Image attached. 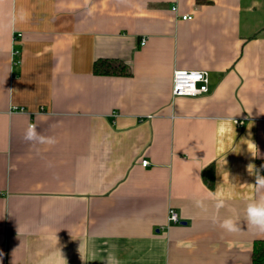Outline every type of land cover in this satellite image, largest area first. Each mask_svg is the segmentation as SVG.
Masks as SVG:
<instances>
[{
  "label": "crops",
  "instance_id": "obj_1",
  "mask_svg": "<svg viewBox=\"0 0 264 264\" xmlns=\"http://www.w3.org/2000/svg\"><path fill=\"white\" fill-rule=\"evenodd\" d=\"M13 5L26 20L0 27V264H101L113 250L120 264H252L264 0H0V25ZM98 58L131 74H94ZM174 69L207 71L208 90L172 96ZM29 124L55 143L26 142ZM217 189L224 208L195 206ZM228 217L240 231L219 226Z\"/></svg>",
  "mask_w": 264,
  "mask_h": 264
},
{
  "label": "clouds",
  "instance_id": "obj_2",
  "mask_svg": "<svg viewBox=\"0 0 264 264\" xmlns=\"http://www.w3.org/2000/svg\"><path fill=\"white\" fill-rule=\"evenodd\" d=\"M26 15L22 9H16L15 6L9 10L7 14V23L0 25L2 28H7L10 30H15L16 26L20 23L25 22ZM231 120H233L231 118ZM230 123L229 121L221 122L219 131L221 133L226 132L228 129L225 127V124ZM24 140L29 143H55L54 137H45L37 132V126L34 124H29L28 128L24 134ZM264 167V166H261ZM248 171L250 175L255 176V183L252 184L256 193L254 199L250 200L245 208V217L248 224L253 226L257 231L264 233V175H260V169H257L255 165L249 164ZM206 199H211L214 201V206L217 210L225 207V199L222 197V194L217 189L215 192L208 190L207 197L199 198L195 200V206L200 208L203 211H207V205L205 203ZM219 226L228 233H236L240 231L239 222L232 218L228 217L219 221ZM115 248V245L112 246ZM92 261H95V253L92 254ZM81 259L85 260L82 256ZM64 260V259H63ZM88 261V260H85ZM42 264H54L53 260L46 259L42 261ZM58 264V262H56ZM64 264H67V261L64 260ZM101 264H120V260L115 254V251L107 252L105 258Z\"/></svg>",
  "mask_w": 264,
  "mask_h": 264
},
{
  "label": "built area",
  "instance_id": "obj_3",
  "mask_svg": "<svg viewBox=\"0 0 264 264\" xmlns=\"http://www.w3.org/2000/svg\"><path fill=\"white\" fill-rule=\"evenodd\" d=\"M175 15H177L176 6L171 7ZM183 20L190 19V14L179 15ZM18 36V34L16 35ZM14 36V40L16 39ZM145 39L140 40V45H143ZM19 50L12 49V57L14 65L19 63ZM171 93L172 96H194L205 93L208 90V72L205 70H187V69H174L171 79ZM11 111H22L23 107L11 106ZM148 161L143 159L141 165L146 166ZM168 220L173 223H178L179 218L173 209L168 210Z\"/></svg>",
  "mask_w": 264,
  "mask_h": 264
},
{
  "label": "trees",
  "instance_id": "obj_4",
  "mask_svg": "<svg viewBox=\"0 0 264 264\" xmlns=\"http://www.w3.org/2000/svg\"><path fill=\"white\" fill-rule=\"evenodd\" d=\"M92 72L98 75H119L128 76L131 70L128 64L115 58H98L93 62ZM264 159H257L255 167L260 169V175H264ZM203 182L208 187H213L214 166L209 164L201 171ZM255 178V176H254ZM252 264H264V241L255 240L252 249Z\"/></svg>",
  "mask_w": 264,
  "mask_h": 264
}]
</instances>
